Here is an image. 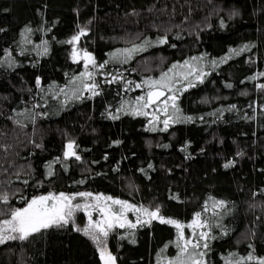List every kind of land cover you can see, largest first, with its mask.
Wrapping results in <instances>:
<instances>
[{
	"label": "trees",
	"instance_id": "obj_1",
	"mask_svg": "<svg viewBox=\"0 0 264 264\" xmlns=\"http://www.w3.org/2000/svg\"><path fill=\"white\" fill-rule=\"evenodd\" d=\"M80 28L86 35L67 43ZM165 36L166 43L157 42ZM146 40L149 46L128 63L111 62L117 49ZM245 45L239 55L230 52ZM73 47L92 53L97 64L110 61L95 77L99 95L84 91L76 100L59 91L84 71L82 61L72 59ZM185 60L203 70L202 82L195 75L189 78L194 87L182 81L180 121L161 130L165 117L157 113L161 120L153 131L149 116L130 111L142 90H125L124 81L157 78ZM261 72L264 0H0V191L9 195L0 209L22 207L21 196L91 192L159 206L163 217L187 223L208 202L204 215L219 226L211 229L209 248L200 249L206 264H228L250 252L264 258ZM120 73L124 81L104 82ZM29 111L34 122L18 115ZM69 141L78 146L80 160L64 158ZM210 198L226 202L227 212L216 210L219 219L212 217ZM74 219L0 244V264H103L96 244L75 230L84 227L83 212ZM176 239L174 226L154 220L116 229L107 248L116 264H168L178 253Z\"/></svg>",
	"mask_w": 264,
	"mask_h": 264
},
{
	"label": "snow or ice",
	"instance_id": "obj_2",
	"mask_svg": "<svg viewBox=\"0 0 264 264\" xmlns=\"http://www.w3.org/2000/svg\"><path fill=\"white\" fill-rule=\"evenodd\" d=\"M30 28H26L25 32H31ZM23 35V33H22ZM86 35V29L80 28L76 35L67 41L69 44L75 45L80 41L82 36ZM160 44L167 42V37L160 38L158 41ZM151 42L145 41L142 45L133 44L130 48L117 49L110 54L111 62L126 64L133 58V55L144 50L149 46ZM248 46L236 50L231 49L230 52L234 55H239L240 52L247 50ZM44 52H47V47H44ZM8 57V65L11 67L14 63L11 53L6 52ZM72 59L74 62L83 61L84 71L70 81V86H65L59 91L63 93L69 99H82V92L86 91L91 96L99 95L100 83L96 81V74L98 70H102L110 62L105 60L103 63L97 64L95 57L87 50H83L82 54L75 47L72 51ZM203 59V57H192L191 61ZM226 59V58H225ZM215 64V62H212ZM92 69V70H90ZM102 76L104 73H100ZM111 75V74H108ZM196 80L202 82V77L205 75L202 69H198L189 60H185L183 64H174L167 71L161 72L159 77H147L139 83H134L131 80L124 81L123 73L118 75H111L110 79L105 80V83H113L124 81L125 90L141 89L142 94L136 96L130 104L131 114L137 116H151L148 121L151 125V130H156V124L160 122L161 117L157 113H162L165 117L162 121L163 129L167 130L171 123H177L180 121V108L178 106L179 92L181 88L178 85L182 84V81H188L187 87H194L189 78L194 76ZM259 76H264V72L259 73ZM256 77H250L255 79ZM37 85H40V79L37 78ZM231 87V85H228ZM260 89L264 90V84L259 85ZM133 89V90H134ZM183 90H186L184 88ZM69 92L71 95L69 96ZM125 104L129 102L125 101L120 108L116 111L120 112L124 110ZM37 105L36 107H39ZM236 106H230V109H234ZM152 109V111H148ZM171 110V111H170ZM20 116H25L31 119L33 122L36 119V114L33 112L18 113ZM42 115H47L44 113ZM112 119H118L117 115H112ZM187 120H191V117H187ZM17 123H21L17 121ZM115 143H119L118 141ZM40 147V145H36ZM77 145L74 141H69L65 145L63 156L65 159L75 158L80 160L81 157L77 154ZM166 147V146H165ZM59 159V158H57ZM232 161H229L225 167L231 166ZM149 168L152 167L150 164ZM49 177L53 175V172L49 170L47 173ZM19 176V173H17ZM27 184L28 181H23ZM84 183V181H79ZM78 198H81L83 202H80ZM24 201L22 207H10L7 211L0 209V216L7 215L8 218L0 219V244L5 243L8 240H26L34 234L40 233L42 230L51 229L53 227L62 228L67 226L70 222L75 224V216L78 212H84L87 216V224L84 228L76 227V231H82L84 235L90 237V239L96 244L101 260L103 264H116V257L107 248V238L109 234L116 229H135L138 225H150L152 221L158 220L162 224H168L175 227L177 230V239L173 242L178 249L177 255L169 260L168 264H206L204 257L206 252L200 251V249L209 248V239L215 237L211 236V229L219 225H213L210 223L208 216L204 215L209 212L208 202H205V206L202 212H196L193 219L184 224L172 218H165L160 214V208L157 206L154 210H150L143 205H136L127 200H121L114 198L110 195L103 193L93 194L91 192H78V193H64V192H48L31 198L20 197ZM211 200L212 217L219 219L222 215L217 209H224L228 211L226 202L223 200ZM0 202L7 205L9 204V195L7 192L0 191ZM98 213V218L93 219V213ZM133 213L136 215V220L133 222L128 218V214ZM147 217V219H141V217ZM191 229V233L186 236L184 229ZM204 229H208L207 231ZM134 242V241H133ZM168 246H165V249ZM164 249L161 250V255ZM234 255V254H233ZM258 259L259 264H264V258L254 257L250 252L247 257H240L239 259H229L228 264H241L244 260ZM159 264V261H158Z\"/></svg>",
	"mask_w": 264,
	"mask_h": 264
},
{
	"label": "rangeland",
	"instance_id": "obj_3",
	"mask_svg": "<svg viewBox=\"0 0 264 264\" xmlns=\"http://www.w3.org/2000/svg\"><path fill=\"white\" fill-rule=\"evenodd\" d=\"M72 38V37H71ZM74 48V47H73ZM76 48V47H75ZM78 51H80L81 52V54H82V52H83V50L82 49H79V48H76ZM82 61V60H81ZM82 64H83V61H82ZM148 111H152V110H150V109H148ZM150 117V119H151V116H149ZM78 200H80V202H83V200L81 199V198H79ZM150 210H153V209H150ZM83 217H84V227H85V225L87 224V216H86V214L83 212ZM98 218V213H93V219H97ZM128 218L130 219V220H132L133 222H135V220H136V215L135 214H133V213H129L128 214ZM141 219H147V217H141ZM192 219H193V217H192ZM191 219V220H192ZM190 220V221H191ZM189 221V222H190ZM189 222H187V223H189ZM187 223H184V224H187ZM83 227V228H84ZM204 230H206V229H204ZM184 232H185V235L186 236H188L190 233H191V229H188V228H185L184 229ZM102 263H103V261H102Z\"/></svg>",
	"mask_w": 264,
	"mask_h": 264
}]
</instances>
